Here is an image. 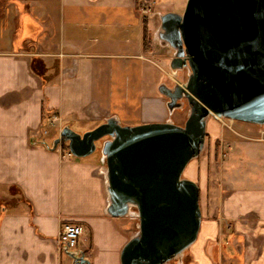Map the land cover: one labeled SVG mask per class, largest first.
<instances>
[{"label": "crops", "instance_id": "0c3cea01", "mask_svg": "<svg viewBox=\"0 0 264 264\" xmlns=\"http://www.w3.org/2000/svg\"><path fill=\"white\" fill-rule=\"evenodd\" d=\"M142 1L0 0V264H74L59 244L66 223L84 227L80 252L91 264H121L138 220L107 214L101 157L52 147L66 126L84 134L111 117L169 119L159 88L171 86L170 60L153 39L169 7L145 16ZM244 148L250 160L228 169L224 189L219 164L214 174L197 163L202 224L183 264H264V140Z\"/></svg>", "mask_w": 264, "mask_h": 264}, {"label": "water", "instance_id": "95a60500", "mask_svg": "<svg viewBox=\"0 0 264 264\" xmlns=\"http://www.w3.org/2000/svg\"><path fill=\"white\" fill-rule=\"evenodd\" d=\"M158 14L154 41L173 52L172 75L187 70L183 85L159 88L169 119L126 126L111 117L84 134L66 126L52 147L68 144L74 157L86 158L101 142L107 214L138 220L121 264H183L202 224L200 187L183 175L205 149L212 116L264 126V0H187L183 14ZM186 104L179 126L172 117ZM65 252L74 264H91Z\"/></svg>", "mask_w": 264, "mask_h": 264}, {"label": "rangeland", "instance_id": "374dc122", "mask_svg": "<svg viewBox=\"0 0 264 264\" xmlns=\"http://www.w3.org/2000/svg\"><path fill=\"white\" fill-rule=\"evenodd\" d=\"M148 2L152 9H156L157 5L159 8L163 11L167 9L161 8V6L169 7L170 10H175L174 12L177 14H183L186 9L187 0H143L144 2ZM158 8V10H159ZM173 8V9H172ZM173 12V11H171ZM145 15V14H144ZM147 16V15H145ZM157 44V42H156ZM159 49L166 54V56L171 59L174 57L173 52L170 53V50L168 48H163L159 46ZM171 81L169 84H171L170 87H173L175 84L183 85L187 81V70L179 72L177 77L172 75L170 78ZM177 115H173V120L175 123L179 126H183L187 120L188 114H189V106L186 104L185 107L182 110H176L175 111ZM174 112V113H175ZM181 116V119H178L179 116ZM74 131L75 128L72 127ZM46 139L49 141H53V137L56 132L50 127H46ZM50 134V135H49ZM256 140H264V126L254 125L250 123H245L241 121H233L230 119H220L216 117H211L208 121L207 126V139H206V145L203 153L200 155L199 158L194 160L189 164L187 167L183 177L186 179H190L195 181L198 174V168L197 163L199 165H203L204 169H209V173L211 171L217 173L215 171L216 163L219 164V171L217 174L220 176V182L219 187H222L223 189L228 186L227 182V175L231 174V172H228V169L231 168L232 165L239 166L238 169H240L239 173L241 172V168L247 163L248 157L243 154L245 150L246 143H253ZM55 141H53L54 144ZM102 148L101 142L98 143V150L95 154H93L95 157H101L100 150ZM253 155L255 156V161L253 162H259V157L257 156L260 152L258 148L255 146L252 149ZM252 155V156H253ZM235 163V164H231ZM244 162V163H243ZM229 164V165H228ZM0 165H3L5 167V160H0ZM228 167V168H227ZM246 171V170H242ZM227 174V175H226ZM261 173L257 171V169L253 170V174L249 173V177L251 178H258L260 177ZM241 183V182H240ZM240 183L233 184L234 186H241ZM198 184V183H197ZM199 185V184H198ZM132 220L131 218L122 219L123 222H129ZM225 248H228L227 243L225 244ZM229 251H232V249L228 248ZM185 260V258H184ZM171 264H177V261H173Z\"/></svg>", "mask_w": 264, "mask_h": 264}, {"label": "built area", "instance_id": "2783aa9c", "mask_svg": "<svg viewBox=\"0 0 264 264\" xmlns=\"http://www.w3.org/2000/svg\"><path fill=\"white\" fill-rule=\"evenodd\" d=\"M142 12L145 15L154 13V9L146 1L144 2ZM84 227L78 223H66L63 225L60 235L59 244L64 251L75 252L77 256H81L80 246L84 238Z\"/></svg>", "mask_w": 264, "mask_h": 264}, {"label": "trees", "instance_id": "16d2710c", "mask_svg": "<svg viewBox=\"0 0 264 264\" xmlns=\"http://www.w3.org/2000/svg\"><path fill=\"white\" fill-rule=\"evenodd\" d=\"M150 43L151 42H150V39L148 37V31L145 30V34H144V44H145V47H148L149 48ZM64 146H65V149L67 150L68 149V144H65Z\"/></svg>", "mask_w": 264, "mask_h": 264}]
</instances>
